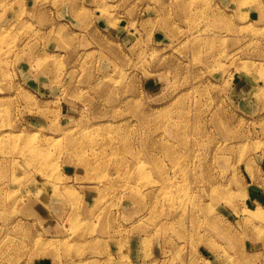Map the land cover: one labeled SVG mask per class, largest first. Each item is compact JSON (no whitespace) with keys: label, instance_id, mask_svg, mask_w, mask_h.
Wrapping results in <instances>:
<instances>
[{"label":"rangeland","instance_id":"rangeland-1","mask_svg":"<svg viewBox=\"0 0 264 264\" xmlns=\"http://www.w3.org/2000/svg\"><path fill=\"white\" fill-rule=\"evenodd\" d=\"M0 264H264V0H0Z\"/></svg>","mask_w":264,"mask_h":264}]
</instances>
